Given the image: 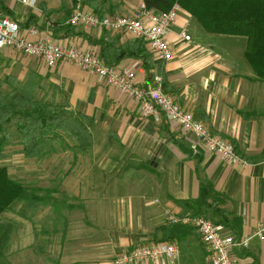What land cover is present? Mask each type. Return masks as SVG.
Returning a JSON list of instances; mask_svg holds the SVG:
<instances>
[{"label": "crops", "instance_id": "1", "mask_svg": "<svg viewBox=\"0 0 264 264\" xmlns=\"http://www.w3.org/2000/svg\"><path fill=\"white\" fill-rule=\"evenodd\" d=\"M37 1L32 8L6 0L0 10L22 27L34 17L33 26L54 31L61 44L100 56L101 44L116 40L120 47L136 40L99 28L64 31L75 3ZM108 4L116 8L111 16L133 15L145 5L143 0H109ZM195 20L180 12L170 34L174 57L161 62L152 56L153 77L160 74L167 93L211 133L228 140L248 161L245 169L230 166L214 154H192L193 136L165 118L143 117L134 100L87 71L68 63L48 67L41 59L9 49L0 52V68L6 67L19 80L36 76L49 99L93 121V145L88 152L74 151L72 143H57L56 148L72 147L73 161L45 162L43 176L30 177L29 188L43 200L36 208L28 207L27 225L16 229L13 225L12 233L18 231L24 239L26 229L28 248L34 247L36 258L42 254V241L46 243V258L38 260L40 264H111L120 253L159 242L178 245V264H205L207 254L196 229L174 227L165 217L166 211L191 214L184 203L199 197L202 181L227 198L223 209L231 220L235 218L236 233L227 228L225 234L252 237L249 248L234 250V257H242L243 264H264V236H257L264 231V81L255 76L247 60L246 65L235 55L205 45ZM181 28L187 30L189 42L178 38ZM136 62L140 63L137 82L147 85L141 61L124 59L119 66L130 68ZM172 139L189 150H181ZM17 146L22 154V146ZM67 149L59 154L68 153ZM36 160L27 162L36 165Z\"/></svg>", "mask_w": 264, "mask_h": 264}, {"label": "trees", "instance_id": "2", "mask_svg": "<svg viewBox=\"0 0 264 264\" xmlns=\"http://www.w3.org/2000/svg\"><path fill=\"white\" fill-rule=\"evenodd\" d=\"M74 3L76 0H72ZM144 6L156 12H167L174 4L193 16L202 28L210 34L243 37L247 40L245 58L255 76L264 81V0H143ZM4 1H1L3 3ZM109 0H84L86 9L102 20L115 13L116 8L109 6ZM32 17L24 27H31ZM36 27V26H33ZM39 28V27H38ZM67 29H73L68 25ZM40 30H45L41 29ZM51 31V30H50ZM73 32V31H72ZM53 37H57L51 31ZM143 40L136 39L117 47L116 40L101 44V58L112 67H118L124 59L141 61L148 74V84L154 79L152 55L147 51ZM163 78V77H162ZM4 83L14 84L3 94L0 84V217L8 212L15 203H23L24 209L42 202L36 191L10 178L3 166L6 148L15 145L10 127L15 126L21 135L18 144L27 159L45 156L48 150H56L57 143L74 145V151L88 152L93 145L90 117L75 114L66 104L49 99L43 94L44 87L34 75L20 82L14 75H8ZM181 150H189L187 145L176 139ZM192 152V151H191ZM227 198L218 194L213 185L202 181L199 197L184 203L191 215L208 217L216 225L231 229L236 233L235 218L223 209ZM36 204V205H35ZM173 226V225H172ZM181 228L182 225H174ZM13 232L11 224H0V259L5 255Z\"/></svg>", "mask_w": 264, "mask_h": 264}, {"label": "built area", "instance_id": "3", "mask_svg": "<svg viewBox=\"0 0 264 264\" xmlns=\"http://www.w3.org/2000/svg\"><path fill=\"white\" fill-rule=\"evenodd\" d=\"M6 1V0H0ZM32 8L37 7L36 0H13ZM180 4L167 12H156L141 6L133 15L107 16L103 20L87 11L84 0H76L74 10L67 22L69 25L85 31L104 29L114 34H121L131 39L143 40L147 51L154 59L169 62L174 57L171 31L175 26L180 12ZM179 39L189 42L191 37L187 30L181 28L177 34ZM9 49L31 58L41 59L48 67L59 63H68L87 71L100 83L118 89L122 94L136 102L141 115L159 121L165 118L168 122L178 125L180 129L194 137L191 144L192 154H214L220 159L240 168L249 167L248 161L241 158L233 145L225 138L213 134L208 127L198 121L185 109L173 95L164 89L162 76L155 75L147 85L137 82L136 62L132 67H112L107 65L101 56L93 51H81L68 47L53 37L49 29L22 27L17 21L0 10V52ZM167 223L171 225L190 226L198 232L204 244L207 259L205 264H243L242 257H234L233 251L248 249L251 238H233L225 234L222 226L214 224L208 217L197 215H176L166 211ZM264 231L257 236L261 239ZM180 250L172 242H159L153 245L137 246L117 255L111 264H144L165 260L168 264H178Z\"/></svg>", "mask_w": 264, "mask_h": 264}, {"label": "rangeland", "instance_id": "4", "mask_svg": "<svg viewBox=\"0 0 264 264\" xmlns=\"http://www.w3.org/2000/svg\"><path fill=\"white\" fill-rule=\"evenodd\" d=\"M37 1V0H36ZM38 3V1H37ZM195 28L196 32H200V34L204 35L203 40L205 41V45H210L211 47H214L215 50L221 51V53H229L230 55H235V58L240 62H245L246 64V58L244 54V50L246 47V40L245 38H235L231 40L232 38H228L226 36L221 35H215V34H207L204 32V30L201 28V26L196 22L195 20ZM194 31V30H193ZM206 35V36H205ZM230 50L231 52H227ZM224 51V52H222ZM225 58L229 59V57ZM247 65V64H246ZM10 70L5 68H0V84H1V90L3 94L8 93L11 90V86L14 84H5L4 79L9 75H14V73H10ZM18 80L20 77H17ZM27 78H22L23 80H19L20 82L27 81ZM38 83L41 85V83L38 80ZM42 93L43 90L41 91ZM10 132L14 136V142L15 145H11L6 148L5 151V157L3 159V166L6 168V170L9 173L10 178H12L15 181L22 182L24 186L27 188L31 187L30 184H33L32 179L30 178L31 175H38L39 177L43 176L42 171H44V163L45 162H72L73 161V150L72 147L68 146H60L57 148L56 151L48 150L45 156H42L38 158L36 161H38V164H30L27 158L24 157L19 152L18 140L21 138V135L17 131V128L15 126L10 127ZM68 147V149H67ZM60 149H67L68 153L59 154L61 153ZM57 152V153H55ZM73 152V153H72ZM67 169V165L64 168ZM33 171V173H32ZM19 182V183H20ZM27 210L24 209V207L20 204L18 205L15 203L12 208L1 215L0 217V224H11L12 226L15 225V229L17 227H23L27 225ZM24 231V230H23ZM21 231V234L22 232ZM13 234V233H12ZM14 236V237H13ZM22 241V242H21ZM24 241V242H23ZM43 245L41 246V252L40 256L36 258L35 256V250L33 248H28V241H27V235H26V229L24 231V239L22 236L18 235V231L16 234L11 235L9 245L7 246L5 255L2 259H0V264H40L38 260L42 261L46 258L45 251H46V243L42 241Z\"/></svg>", "mask_w": 264, "mask_h": 264}]
</instances>
